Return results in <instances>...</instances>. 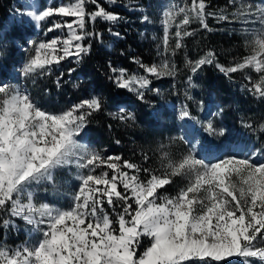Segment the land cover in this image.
<instances>
[{
  "label": "snow or ice",
  "instance_id": "obj_1",
  "mask_svg": "<svg viewBox=\"0 0 264 264\" xmlns=\"http://www.w3.org/2000/svg\"><path fill=\"white\" fill-rule=\"evenodd\" d=\"M87 3L94 5L95 10L87 11ZM206 7L204 0H192L190 9L179 10L185 15L176 25L174 47L169 44L174 16L166 11L161 54L165 58L151 66L134 58L145 75L113 69L109 79L115 87L134 92L143 101L146 91H157L151 88L149 76H175V65L167 55H175L183 47L184 37L194 34L183 30L191 23L189 12L202 28L210 31L206 18L214 14L206 12ZM247 7V12L238 11L233 16L241 23H259L260 27L245 29L252 38L251 54L243 62L232 67L217 63L226 76L248 67L264 73V3L255 5L254 11L252 5ZM22 15L37 23L59 16L62 22H54L48 32L68 30L66 38L55 37L35 47V54L21 69L24 78L46 75L53 65L69 57L79 62L90 53L92 39L101 38L102 33L86 31V17L92 22L97 18L113 23L121 19L97 0H75ZM64 18L72 19L69 22ZM217 18L234 22L223 14ZM143 20L147 22L148 17ZM6 54L0 49V57ZM214 60V54L208 52L188 63L195 74ZM73 71L69 69V74ZM188 79L191 85L192 76ZM250 91L264 98V75ZM109 100L118 109L120 120H136L134 113L126 111V102L118 94ZM107 102L94 95L54 111L41 105L27 89L0 83V213L10 217H0V230L18 227L12 219L18 218L27 227L28 237L14 247L0 243V264H213L228 258L239 259L240 264H264V153L246 152V145L238 140L230 139L224 145L230 154H225L220 146L197 141L177 159L165 152L158 171L120 155L105 157L84 140L89 118L102 111ZM222 112L221 108L213 115ZM185 118L197 120L187 105L181 107L178 115L180 120ZM203 127L210 136L224 135V129H217L212 119ZM186 135L185 130L178 139L189 143ZM144 160H148L147 154ZM101 167L110 172L97 174L96 169ZM73 168L77 188L68 207L37 202V189L54 186L57 170ZM142 173L145 179L141 178ZM175 177H185L187 183L175 195H161Z\"/></svg>",
  "mask_w": 264,
  "mask_h": 264
},
{
  "label": "rangeland",
  "instance_id": "obj_2",
  "mask_svg": "<svg viewBox=\"0 0 264 264\" xmlns=\"http://www.w3.org/2000/svg\"><path fill=\"white\" fill-rule=\"evenodd\" d=\"M16 2L18 4H14V6L19 7L10 9L8 15L3 20V27L0 28V49L6 50L7 53L6 56L0 57V83H10L20 87L22 90L27 89L41 105L54 111L67 109L73 104L79 103L82 99H87L94 95L105 99L101 92L95 91H92L89 97L82 98L84 91L81 84L87 79L76 71V66H78L80 60L77 62V58L75 57H69L59 64L53 65L51 72L46 75H36L28 78H24L21 75L23 64L35 54V47L40 42H48L55 37L63 39L68 35L66 28L48 32V28L54 22H62V18L59 16L46 18L44 21L37 23L30 16L22 15V13L31 11L39 13V11L45 10L46 6H62L74 3L75 0H16ZM105 2L106 6H101L105 7L108 11L115 10L111 12L117 13L121 17L115 23L109 21L108 23L111 26L120 28L127 26L125 28L126 31L130 28L133 31L134 39L136 38L140 47H143L141 52L143 51L145 54V57H133L127 60L124 68L118 64L114 65L110 70V76L113 75V69L117 71L124 69L129 75H145L144 70L135 60L149 66L153 63L159 64L165 58L161 55L163 53L164 13L167 11L174 16L172 26L169 28V35L172 37L169 44L171 47H174L176 42V25L180 23L185 15V13H181L179 10L181 8L190 9L192 5V0H115V3H112L111 0H105ZM196 2L199 3V0H196ZM205 3L207 5L205 11L214 14L206 18L210 31L202 28L200 21L189 12L188 15L191 16V23L184 26L183 30L193 32L194 34L184 37L182 41L183 47L176 50L175 55H167L169 61L175 65V76L160 78L149 76V79L152 80L151 88L157 91H146L143 101L138 100L134 92L123 90L125 95L122 100L126 102V107L125 105L124 107L127 112H132L136 116L135 121L128 120L124 121V123L129 127V130L133 129L134 132L138 130L136 132L138 137L133 141L130 134H125L126 137L124 138L134 143L130 144L131 147L129 153L126 154L128 158L126 160L158 171L162 167V157L165 152L172 158L177 159L187 153L191 143L199 141L200 144H206L202 140L204 137L207 138L210 135L204 132L203 125L208 119L213 120L217 129H224L219 114L213 115L214 113H218V110L221 108L219 102L214 95L210 94L208 89L202 86L204 70L211 66L217 68V63L224 67H232L236 63L243 62L244 57L251 54L249 42L252 38V33L245 31V29H259L260 25L259 23H241L233 16V13H237L238 11L241 13L247 12L248 5H252L254 11L255 5L264 3V0H208ZM119 10H123L124 12L119 13ZM221 14L227 15L229 21L234 22L219 20L217 17ZM144 16L148 17L147 22L143 20ZM209 18L211 19L208 20ZM64 19L70 22L72 18ZM97 19L105 21L102 18ZM91 24L92 21L86 17V31L92 30ZM12 26H14L15 33L8 32V29ZM18 30H22L23 32L19 34L17 33ZM98 33H102V38H105L111 44H114L118 39H123V35L119 34L117 36L115 35L117 31L113 30L107 32L98 31ZM120 50L116 53L118 59L125 58L126 54L124 52L131 50V47H128L127 51L121 48ZM208 52L214 54V62L204 65L198 72L193 74L188 62L198 60ZM221 60H226L227 63L222 64ZM7 66H10V69L5 70ZM69 69H75V71L69 74ZM61 73H63V76H61ZM235 75L236 81H232L227 87L235 91H248V95L252 97L250 102L254 100V103L258 104L260 97L254 96L250 89L253 83L258 81L259 77L264 75V73H258L254 68L248 67L235 72ZM189 76H192L191 85L189 84ZM58 77L60 78L59 86H57ZM249 77H251V80ZM223 88L222 90L225 91L226 88ZM70 91L72 94H69ZM232 95L230 93L228 96ZM124 98H127L128 101ZM187 101L194 103V110L197 113L192 116L197 117L196 121L187 118L184 120L178 119L179 111L183 105H187ZM201 101L203 102L202 105ZM105 108L107 109L105 111L106 114L113 112L118 114V110L114 109L110 103H107ZM208 109L209 113L206 114ZM238 115L240 114L238 113ZM244 119L255 118L246 115L243 117ZM149 120L150 126L156 130V134H153V136H148L146 135L147 133L140 130L141 128H146ZM253 128L259 129V123L258 126H253ZM185 130L188 132L185 139L189 143L178 139ZM224 135H228L225 129ZM224 135L215 136L219 138ZM89 136H92L90 130H88V135L85 138L86 142H84L88 143L91 148L101 151L105 157L117 155L105 153L110 148L108 142H91ZM229 136H232V134ZM148 137L156 138L150 139ZM144 142H148L149 145L145 146ZM242 143L246 145V152L261 151L260 148L250 143ZM226 144L224 143L220 149L224 150V145ZM224 151L225 154H230L226 150ZM145 154L148 156L147 161L144 160ZM60 171L66 173V169H60ZM103 171L110 172V170L104 167L96 169L97 174ZM75 174L76 170L74 168L70 172H67L69 180L65 182V186L77 185L74 179ZM141 178H146L143 173L141 174ZM186 183L187 178L175 177L171 185H166L161 190V195H175ZM106 209L111 214V209L107 208V206ZM144 244L147 246V238H145ZM142 250L140 249V251ZM256 264H259V262H256Z\"/></svg>",
  "mask_w": 264,
  "mask_h": 264
},
{
  "label": "trees",
  "instance_id": "obj_3",
  "mask_svg": "<svg viewBox=\"0 0 264 264\" xmlns=\"http://www.w3.org/2000/svg\"><path fill=\"white\" fill-rule=\"evenodd\" d=\"M204 1L208 2V0ZM97 3L106 6L105 0H97ZM14 4H18L16 0H0V28L3 27V20L8 15L10 9L19 7L14 6ZM85 7L87 11L95 9V6L90 3H87ZM121 12L124 11L119 10V13ZM210 19L211 18L208 20ZM134 24L136 23L134 22ZM91 26L92 32H107L109 30H113L123 35V39L116 40L114 44L107 42V40L102 37L99 39H92L91 52L83 56V58L80 59L78 66H76V71L84 75V78L87 79L81 84L84 91L82 98L89 97L92 91L101 92L105 99L108 100L107 103L111 104V101L109 100L110 97L118 94L119 98L122 100L125 95L123 89H117L109 79L112 67L118 64L120 67L124 68L127 60L132 59L133 57H145V54L143 51L141 52L143 47H140L136 38L134 39L133 31L130 30V28L126 31L125 28L127 26L122 28L111 26L108 21H101L99 19L92 22ZM8 32L15 33L14 26L8 29ZM22 32V30H18L17 33L21 34ZM128 47H131V50L124 52L126 57L118 59L116 56L117 51H121L120 48L127 51L126 49ZM220 62L222 64L227 63L226 60H221ZM8 69H10V66L5 68V70ZM204 71L205 73L202 80V86L208 89L210 94L216 97L220 107L223 109L222 114H219V118L228 135H224L219 138L217 136H209L207 138L204 137L202 141H205L206 144L220 146L221 148L222 145L224 143H228L230 139L238 140L257 146L260 148L262 153H264V127H262V125H264V98H259L258 101L260 102L255 104L254 100L250 102L252 97L248 95V91H235L228 88L227 86H229L232 81H236L237 79L235 73L225 76L224 73L219 71L214 66H211ZM243 82H245V80H243ZM223 87L226 88L225 91H223ZM230 93L233 95L228 96ZM69 94H72V92L70 91ZM124 99L127 100V98ZM107 103H105L102 111L93 113L89 118L88 130L92 132V136H89V140L95 143L99 141L108 142L110 144V148L108 152H105L106 154H117L123 159H128L126 154L129 153V149L131 147L130 144H134L132 141L138 137L136 135L138 130H135V132L133 129L129 130V127L124 123V121L119 119V115L116 112L106 114L105 111H107V109L105 106ZM187 106L191 115H195L197 113L194 110V103L192 101H187ZM114 109L118 110L116 107H114ZM232 112H238L240 115H238V113L233 114ZM207 113H209V109L206 114ZM246 115L255 119L243 120V117ZM258 123L260 128L254 129L253 126H258ZM150 125L151 123L149 120L146 128H141L140 130L147 133L146 135L148 136H153V134H156V130ZM103 132L105 133L104 135ZM126 133L131 135L132 141L124 138L126 137ZM231 134L232 136H229ZM148 138L154 139L156 137ZM86 140L89 142L88 139ZM116 141H119V143H116ZM144 144L145 146L149 145L148 142H144ZM57 172L61 175L59 179L61 187H67L65 186V182L69 180L67 172L63 173L60 169ZM0 217L6 218L7 214L0 213ZM16 224L18 225L16 228L0 230V243H6L9 246H14L25 239L24 233L19 229L21 222L17 221ZM213 264H240V261L228 258L226 261L213 262Z\"/></svg>",
  "mask_w": 264,
  "mask_h": 264
},
{
  "label": "crops",
  "instance_id": "obj_4",
  "mask_svg": "<svg viewBox=\"0 0 264 264\" xmlns=\"http://www.w3.org/2000/svg\"><path fill=\"white\" fill-rule=\"evenodd\" d=\"M66 172H70V170L66 169ZM60 177L61 175L59 174V172H57L56 173V184L54 186L43 185L37 189V193H38L36 197L37 202L55 203L57 206L65 207V208L68 207L72 203L71 196L76 191L77 185L61 187V184L59 183ZM6 218H10V217L7 216ZM12 219L14 220L15 223L17 221L21 222L19 229L24 233L25 239H27L28 238L26 235L27 227L18 218H12ZM33 239H35V237H33Z\"/></svg>",
  "mask_w": 264,
  "mask_h": 264
}]
</instances>
